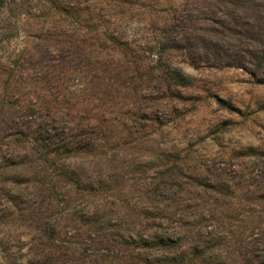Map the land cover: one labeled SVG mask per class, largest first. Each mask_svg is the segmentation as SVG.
<instances>
[{
    "label": "rangeland",
    "instance_id": "374dc122",
    "mask_svg": "<svg viewBox=\"0 0 264 264\" xmlns=\"http://www.w3.org/2000/svg\"><path fill=\"white\" fill-rule=\"evenodd\" d=\"M0 264H264V0H0Z\"/></svg>",
    "mask_w": 264,
    "mask_h": 264
},
{
    "label": "trees",
    "instance_id": "16d2710c",
    "mask_svg": "<svg viewBox=\"0 0 264 264\" xmlns=\"http://www.w3.org/2000/svg\"><path fill=\"white\" fill-rule=\"evenodd\" d=\"M185 263V260H182Z\"/></svg>",
    "mask_w": 264,
    "mask_h": 264
}]
</instances>
